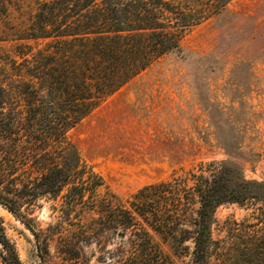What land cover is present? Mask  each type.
Here are the masks:
<instances>
[{
	"label": "trees",
	"instance_id": "trees-1",
	"mask_svg": "<svg viewBox=\"0 0 264 264\" xmlns=\"http://www.w3.org/2000/svg\"><path fill=\"white\" fill-rule=\"evenodd\" d=\"M230 1L47 0L39 5L20 38L37 46H18L22 61L13 62L16 77L9 87L0 86V204L38 241L34 219L20 212V199L33 204L39 197L61 196L63 214L78 215L81 237L99 241L112 225L121 231L126 264H174L164 245L179 253L188 249L182 246L189 238L193 264H216V209L256 202L262 212L245 230V251L252 264H264V182L247 180L240 169L222 163L207 175L193 174L192 186L177 176L143 186L125 203L113 194L99 198L104 179L69 137L132 78L164 55L182 51L184 30L218 15ZM6 103L10 108L4 113ZM195 195L199 206L190 212ZM0 244V264H24L1 223Z\"/></svg>",
	"mask_w": 264,
	"mask_h": 264
},
{
	"label": "rangeland",
	"instance_id": "rangeland-1",
	"mask_svg": "<svg viewBox=\"0 0 264 264\" xmlns=\"http://www.w3.org/2000/svg\"><path fill=\"white\" fill-rule=\"evenodd\" d=\"M44 1L0 0V86L16 77L18 46H37L20 38ZM181 41L182 51L154 62L69 132L83 160L104 179L99 198L113 194L125 203L143 186L177 176L192 186L193 174L207 175L222 163L264 182V0H232L218 15L184 30ZM9 108L6 103L4 113ZM192 201L190 212L199 206L196 195ZM20 203V212L34 219L39 241L2 204L0 223L24 264H126V237L113 225L90 241L79 235L78 215L63 214L61 196ZM261 205L216 209V264H252L245 230L257 222ZM164 246L174 264H193L191 238L179 253Z\"/></svg>",
	"mask_w": 264,
	"mask_h": 264
}]
</instances>
